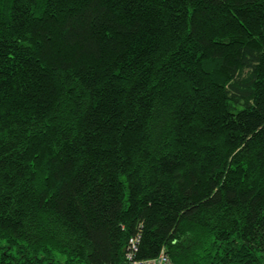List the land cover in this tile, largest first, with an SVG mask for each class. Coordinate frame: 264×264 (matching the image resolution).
Here are the masks:
<instances>
[{
	"label": "trees",
	"instance_id": "1",
	"mask_svg": "<svg viewBox=\"0 0 264 264\" xmlns=\"http://www.w3.org/2000/svg\"><path fill=\"white\" fill-rule=\"evenodd\" d=\"M161 253L264 264V0H0V264Z\"/></svg>",
	"mask_w": 264,
	"mask_h": 264
},
{
	"label": "built area",
	"instance_id": "2",
	"mask_svg": "<svg viewBox=\"0 0 264 264\" xmlns=\"http://www.w3.org/2000/svg\"><path fill=\"white\" fill-rule=\"evenodd\" d=\"M132 246L135 248L136 242L132 239ZM127 258L130 260V264H175L166 253H161L156 258L148 260H133L131 254H128Z\"/></svg>",
	"mask_w": 264,
	"mask_h": 264
},
{
	"label": "bare ground",
	"instance_id": "3",
	"mask_svg": "<svg viewBox=\"0 0 264 264\" xmlns=\"http://www.w3.org/2000/svg\"><path fill=\"white\" fill-rule=\"evenodd\" d=\"M132 241V240H131ZM130 263V262H129Z\"/></svg>",
	"mask_w": 264,
	"mask_h": 264
}]
</instances>
